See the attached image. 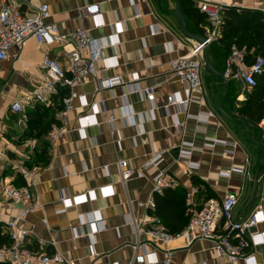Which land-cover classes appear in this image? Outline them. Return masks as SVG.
<instances>
[{
    "label": "crops",
    "instance_id": "crops-1",
    "mask_svg": "<svg viewBox=\"0 0 264 264\" xmlns=\"http://www.w3.org/2000/svg\"><path fill=\"white\" fill-rule=\"evenodd\" d=\"M8 1L27 14L47 4L51 13L48 22L57 24L61 33L70 35L77 29H87L100 44L109 45L104 59L96 65L97 78L76 88L79 98L66 117L61 136L55 142L49 141L48 163L42 168L30 169L31 142L23 141L28 113L34 107L27 111L24 121L11 111V105L38 87L46 56L65 67L64 54L72 45L40 46L30 39L21 49H10L8 58L0 63V177L4 179L3 174L8 171L4 168L14 162L23 164L29 173H14L23 176V185L16 183L12 175L6 177L17 186L28 185L40 203V208L24 223L33 248H37L39 239L44 240L48 246L42 252L49 256L60 253L65 264H131L136 253L147 255L153 264H163L167 250H173L174 264H247L230 262L219 255L210 241L198 240L191 246L183 240L168 245L147 242L144 236L138 237L132 224L134 216L139 225L149 227L145 220L151 216L161 219L169 233H179L188 225L194 210H202L210 199L221 202L229 193L239 197L234 211L237 219L246 220L253 214L264 217L263 131L240 115L241 110L248 111L253 90L225 79L228 86L221 94L224 112L246 121L247 132L244 125L232 123L218 110L217 91L224 86L221 79L217 81L205 68L204 92L190 93L187 85L173 74L172 61L187 56L199 44L184 35L175 0ZM206 1L209 0H190L199 13V4ZM217 2L225 9L264 14V0ZM1 5L0 0V9ZM91 5H100V15L91 17L82 12ZM185 18L190 33L207 37L208 28L204 27L205 22L198 21L199 16L188 13ZM113 44L118 45L112 47ZM210 58L212 65L224 74L227 58L214 59L212 54ZM252 61L250 57L248 62ZM110 66L116 67L107 70ZM134 74L142 82L166 80L154 87L150 99L143 92L142 83H133ZM114 77H121L126 84L103 90L104 81ZM170 97L193 99L187 111H182L170 105ZM83 116H93L100 122L85 129V136L79 125ZM178 123L185 124V128L178 129ZM155 153L164 154L162 167L178 180V187L165 190V196L156 195L149 174L124 186L114 164L126 160L129 168L139 169ZM229 170H233L232 174L222 177ZM85 194L92 200L60 213L63 197ZM151 197L156 203L154 211L137 207ZM158 213L166 216L168 224ZM0 214L7 221L19 213L0 198ZM87 215L97 217L98 222L88 223ZM174 225L178 230L172 228ZM258 232L264 233V224L259 225ZM52 241L56 244L52 245ZM139 243L145 245L136 251ZM253 258L255 264H264V244L251 251L249 260Z\"/></svg>",
    "mask_w": 264,
    "mask_h": 264
},
{
    "label": "built area",
    "instance_id": "built-area-1",
    "mask_svg": "<svg viewBox=\"0 0 264 264\" xmlns=\"http://www.w3.org/2000/svg\"><path fill=\"white\" fill-rule=\"evenodd\" d=\"M1 3L0 63L8 58L10 49L14 47L21 49L30 39H34L40 46L53 43L72 45L71 50L66 51L64 54L65 67L58 60L46 56L41 67L43 79L38 83V87L11 105V111L20 115L22 120L26 121L29 109L37 104H51L60 91L66 89L68 93L62 99L63 109L57 115L61 120L62 127L53 126L48 134V140L55 142L63 132L66 117L74 108V101L79 98L76 88L97 78L96 65L104 59V52L109 45L100 44L90 36L87 29H77L70 35L61 33L57 24L48 22L51 13L47 4H42L32 14H27L23 13L20 6L13 2L1 0ZM199 10L205 14L209 24V34L205 37L207 43L209 45L219 43L222 37L225 7L217 0H209L200 3ZM82 12L86 16L97 17L101 13V8L100 5L86 6ZM101 26L98 25V27ZM117 45L113 44L112 47ZM204 50L205 45L199 43L187 56L177 58L171 63L173 74L181 83L187 85L190 93L198 92L202 94L204 92L202 80V73L205 69ZM254 51L233 47L226 60L224 78L240 82L244 89L253 90L256 88L259 78L264 74V58L256 56ZM250 57H253L251 63L248 62ZM115 67H107V70ZM165 80V78H161L151 82H142L138 74L133 75V83H142V90L150 99H153L154 87ZM125 84L121 77L109 78L104 81L102 89L112 90ZM192 99L190 97L177 100L170 97L169 103L172 106L179 107L182 111H187ZM111 121L113 120L111 119ZM99 123L94 120L93 116L80 117V132L84 135L85 129L97 126ZM258 125L263 131L262 141L264 143V116ZM177 127L183 130L185 124L178 123ZM164 163V154L155 153L139 169L129 168L126 160L119 161L113 167L124 186L135 179L143 180L149 174L152 177L153 193L162 195L165 190L174 189L179 185L178 180L169 173L168 168L162 167ZM11 165L14 166L13 163ZM111 166L107 167L108 171H110ZM17 167L26 176L29 175L23 169V166ZM189 167L190 165L185 167L184 172L186 174L189 172ZM232 171L222 173V177L228 178ZM189 197L191 198V195ZM0 198L12 208L18 210L19 213L17 217L7 221L0 214V227L5 228L10 239L9 245L0 248V263L65 264V259L60 253L49 256L42 252L48 246L46 241L39 239L36 245L37 248L35 249L32 246L31 234L24 227V223L31 213L40 208V203L33 195L30 187L28 185L17 186L10 178L2 179L0 181ZM90 200L92 199L87 194L77 197H63L61 199L63 208L60 213H66L70 209L88 203ZM238 203L239 197L233 193H229L221 202L210 199L204 204L202 210H194L188 225L181 232L175 234L169 233L161 219L156 217L147 216L145 224L149 227H143L137 223L134 216H131L132 224L138 237L144 236L147 242H163L168 245L173 241L183 240L187 246H191L198 240L210 241L214 243L215 250L219 255L228 258L230 262L243 261L248 264L251 251L256 246L264 244V233L258 232L259 225L264 224V218H261L262 216L259 214H253L246 220L237 219L234 216V211ZM137 207L154 211L156 203L154 198L151 197L146 203L139 202ZM87 216L88 223L95 224L98 222L97 217ZM44 224L47 225L45 220ZM51 244L55 245L56 243L52 241ZM144 245L139 243L136 251L142 249ZM173 257V250H167L163 254L162 263L174 264ZM153 263L154 261L148 260L147 255L136 253L131 264Z\"/></svg>",
    "mask_w": 264,
    "mask_h": 264
},
{
    "label": "trees",
    "instance_id": "trees-1",
    "mask_svg": "<svg viewBox=\"0 0 264 264\" xmlns=\"http://www.w3.org/2000/svg\"><path fill=\"white\" fill-rule=\"evenodd\" d=\"M182 11L187 17V14L199 16L198 21L205 22V26L209 28L207 18L205 14L199 13L190 0H180ZM188 26V24H187ZM188 26V31H189ZM233 47L246 48L247 50H255L257 48L264 49V14L255 11L236 9H225L223 14L222 25V38L219 45L211 44L210 54L214 59L222 60L227 58ZM218 70V68L216 67ZM68 91L63 89L60 91L53 102L49 105L37 104L34 109L28 113V130L29 132H42L47 136L53 126L62 127L61 120L58 118V113L63 109L62 99L67 95ZM248 111L245 113L240 111L248 123L251 122L254 125H258L264 116V74L258 80V86L253 89L251 95L250 104L248 105ZM50 146V145H49ZM48 163V162H47ZM46 163V164H47ZM34 164V163H33ZM31 165L32 164H28ZM34 166V165H33ZM23 182L24 179L18 176L17 182ZM165 196V193L162 194ZM158 201V200H157ZM159 214V213H158ZM160 215V214H159ZM163 219H166L164 215H160ZM191 219V218H190ZM165 220V224L167 223ZM190 221V220H189ZM189 223V222H188ZM170 229L169 225L167 226ZM176 230L178 228L174 225L172 227ZM182 230V229H181ZM10 239L8 233L4 227H0V248L9 245ZM7 264V263H0Z\"/></svg>",
    "mask_w": 264,
    "mask_h": 264
},
{
    "label": "rangeland",
    "instance_id": "rangeland-1",
    "mask_svg": "<svg viewBox=\"0 0 264 264\" xmlns=\"http://www.w3.org/2000/svg\"><path fill=\"white\" fill-rule=\"evenodd\" d=\"M254 54L256 56H261L264 58V49L263 48H257L256 51L254 52ZM23 141L27 142L30 141L31 142V146L29 147L32 152H33V156L32 159L33 161L30 162V164H32L30 169H33L34 167H44L46 165V163L48 162V156H49V148H50V144H49V140L47 139V134L45 133H40V132H34L31 131L29 132V130H27V136L23 137ZM34 163V164H33ZM14 164L16 165H9L6 168H4V171L8 170L5 174H3L4 179L8 178L6 176L11 177L10 175H12L14 177V181H16V183L18 184H22L23 182L18 180V176L23 178V176H21V174L16 173L14 175V173L16 171H21L17 166H23V164L18 163V162H14ZM34 165V166H33ZM30 166V165H29ZM1 178V177H0ZM3 179V178H1Z\"/></svg>",
    "mask_w": 264,
    "mask_h": 264
},
{
    "label": "water",
    "instance_id": "water-1",
    "mask_svg": "<svg viewBox=\"0 0 264 264\" xmlns=\"http://www.w3.org/2000/svg\"><path fill=\"white\" fill-rule=\"evenodd\" d=\"M175 2H176V16L180 22V25H181V28H182L184 35L190 39L196 40L200 44L205 45V50H204L205 68L209 72H211L215 75L217 81L219 79H221L224 83V86L222 88H219L217 91V107H218L220 114L223 117H225L226 119H228L229 121H231L232 123H238V122L241 123L242 125H244L245 131L248 132V127H247L246 121L241 120L237 117H232V116L228 115L227 113H225L224 110L222 109V107H221V94L224 90H226L228 83L226 82L223 73L219 72L211 63L210 45L207 43V40L205 39V37H203L201 35H196V34L190 33L188 31L187 21H186L184 13L182 11L181 2H180V0H175ZM262 164L264 165V160H263ZM257 176H258V172H257L256 178H257Z\"/></svg>",
    "mask_w": 264,
    "mask_h": 264
},
{
    "label": "clouds",
    "instance_id": "clouds-1",
    "mask_svg": "<svg viewBox=\"0 0 264 264\" xmlns=\"http://www.w3.org/2000/svg\"><path fill=\"white\" fill-rule=\"evenodd\" d=\"M261 218H264V217H261ZM152 259H154V258H152ZM248 264H255L254 258H253V259H250V260L248 261Z\"/></svg>",
    "mask_w": 264,
    "mask_h": 264
}]
</instances>
